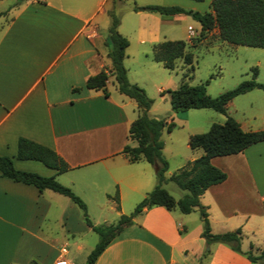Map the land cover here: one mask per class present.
I'll return each instance as SVG.
<instances>
[{
	"label": "crops",
	"instance_id": "1",
	"mask_svg": "<svg viewBox=\"0 0 264 264\" xmlns=\"http://www.w3.org/2000/svg\"><path fill=\"white\" fill-rule=\"evenodd\" d=\"M6 1L0 5V16L7 14L0 22V155L10 157L16 169L52 176L68 186L85 207L90 201L117 216L131 211L148 190L142 160L131 162L121 152L125 144L135 145L128 136V126L139 110L133 99L117 90L110 75L104 89L85 87L88 76L109 67L104 44L106 11L121 0ZM191 29L185 41L188 51L201 44L207 49L227 43L218 38L215 28L193 42L200 27ZM132 31L134 48L126 50L127 43L122 63L127 80L139 84V64L150 68L155 67L150 62L161 65L150 55L153 44L160 41L139 32L138 24ZM227 44L247 47L243 52L246 60L256 67V81L264 84V48ZM165 79L172 84L169 76ZM180 80L181 76L178 84ZM170 83L156 88L158 102L168 100L163 91L170 89ZM256 89L240 93L225 104V112L243 131L264 128V94L253 92ZM240 95H248L244 97L250 101V108L237 117L229 108L235 99H245L237 98ZM187 111L173 112L169 105L159 113V107L152 103L147 114L163 118L174 128L176 122L184 127ZM218 114L216 120L221 122L224 116ZM163 129L169 130L166 126ZM188 135L184 147L190 152L185 161L202 153L199 148L188 147ZM18 137L51 148L68 168L59 173L36 160L16 159ZM210 163L222 170L225 178L208 186L199 201L206 207L212 233L239 229V252L225 243L207 244L200 235L188 237L200 222L198 217H189V212L151 206L135 215L92 264H264V255L251 261L245 254L257 256L264 249V140L233 154L213 156ZM150 165L154 171L155 166ZM114 194L118 209L111 199ZM75 211V204L64 195L50 189L39 191L31 184L0 175V264H40L41 250L49 242L40 235L42 221L55 212L64 229L73 232ZM64 246L59 247L53 262L64 258ZM205 249L209 253L203 256Z\"/></svg>",
	"mask_w": 264,
	"mask_h": 264
},
{
	"label": "trees",
	"instance_id": "2",
	"mask_svg": "<svg viewBox=\"0 0 264 264\" xmlns=\"http://www.w3.org/2000/svg\"><path fill=\"white\" fill-rule=\"evenodd\" d=\"M113 9L111 6L106 11L108 24L104 38L109 67L107 70L103 68L88 76L85 80V87L104 89L107 77L110 75L117 90L135 101L139 114L128 126V136L135 141V145L125 144L121 152L131 162L144 160L155 166L153 187L144 194L128 214L118 215L117 219L111 223L93 224L86 216L84 202L68 186L62 185L52 176L16 169L11 158L5 155H0V175L14 181L31 184L39 191L50 189L68 197L81 209L85 223L97 234L98 238L88 253L85 264H92L109 241L125 226L131 224L135 215L151 206H162L166 209L177 208L182 213L196 209L202 224L200 235L204 241L207 244L225 243L231 249L239 252V229L212 233L206 207L200 203L199 196L208 186L219 183L225 178V173L210 163L211 157L233 154L242 151L252 143L264 140V128L243 131L238 123L225 112V104L232 97L253 88L264 92V84L255 80L256 67L250 68L251 77L249 79H243L235 86L215 96H210L205 91L208 80L195 85L188 84L189 74L186 72L181 75V80L176 88L163 91L167 94L170 110L173 112L209 108L224 116L221 123H211L206 131L189 134L187 137L188 147L190 149L199 148L202 153L196 158L187 160L185 165L178 170L166 174L168 164L161 155L162 141L159 136L164 126L170 129L172 124L166 123L163 118L148 116L146 113L152 104V99L146 95L142 87L127 80L122 60L128 41L117 31L119 18ZM136 9V7H132V10ZM143 9L165 15L190 14L200 27L193 42L199 41L206 32L215 28L218 38L231 45L264 48V0H210L208 10L202 13L176 5H146ZM150 55L154 61L161 63L168 70L174 68L177 59H181L183 65L192 68V53L186 49V43L181 39H166L153 44ZM15 158L39 161L59 173L68 168L67 164L51 148L24 137H18L16 140ZM166 181H171L186 192L175 199L161 186ZM111 199L118 209L117 195L114 194ZM262 208L264 212V199ZM208 253L209 250L205 249L203 256ZM245 254L249 260L254 261L264 255V249L257 256Z\"/></svg>",
	"mask_w": 264,
	"mask_h": 264
},
{
	"label": "rangeland",
	"instance_id": "3",
	"mask_svg": "<svg viewBox=\"0 0 264 264\" xmlns=\"http://www.w3.org/2000/svg\"><path fill=\"white\" fill-rule=\"evenodd\" d=\"M6 2V0H0V5ZM146 5H176L200 12L208 9V0H121L118 5L113 7V10L120 22L117 31L120 34L123 33L127 35H123L129 43L126 50H132L134 48L132 28L136 27L137 24L139 25V32L142 31L144 35H150L146 36L148 38L155 36L157 41L166 39H181L187 41V25H190L193 30L199 27L198 22L190 14L177 13L165 15L144 9L136 11L138 8H143ZM132 7H136L137 9L132 10ZM6 15L0 16V22L4 21ZM246 48L247 47L242 46L234 48L227 43L213 45L207 49L202 44L197 47L189 48L193 56L192 68L189 66L182 68V64L179 60L176 61L174 69L171 71L164 69L161 65H154V63L150 61H148L150 62L148 64H152L155 66L153 68L157 69L153 70V68L145 64H139V77L137 78L139 84L137 85L142 87L146 95L152 99L154 106L159 107V113H162L163 108L165 106L168 107L169 103L167 99L165 104L162 101L158 102L156 88L160 84L170 83L165 79L168 76L173 79L172 84L170 83L171 86H169L170 89L171 87L172 89L177 87L180 76L185 72L189 74L188 83L190 85L208 80L206 92L210 96H215L219 92L235 86L239 81L248 79L251 75L250 67L253 65L248 63L246 60L247 57L243 53L244 50H248ZM139 56V60L143 61V53L141 54L139 52ZM131 73L132 71L130 70L129 76ZM253 92H258L262 96L264 94L260 89H256ZM244 96L248 95H240L237 97L245 99L239 102L237 101L239 99H235L234 104L229 108L230 112L237 117H242L243 112L245 110L248 111V108H250V101ZM187 110L188 118L186 123H183L184 127L176 122V127L173 128L171 126L168 131L163 129V131L160 132L159 138L162 141L161 155L166 159L168 164L167 169H169L170 172L178 170L186 163L185 156L190 152V150L184 147V138L187 133L194 134L204 132L211 123H221L223 121L217 122L216 116L220 115L209 108H194ZM131 144H134V142ZM142 162L141 164L143 165L141 166H145L144 176L148 177L146 189L150 190L155 184L154 171L150 163L144 160H142ZM141 168L142 167L139 168L140 171ZM161 186L175 199L181 197L186 192L185 190L179 189L171 181L163 182ZM142 191L143 190H141V193ZM75 208L76 217L73 219V227L75 230L73 232H68L64 229L63 224L58 220L55 212L47 220L42 221V232L40 235L49 239V242L48 246L41 250L42 256L40 264H52L53 260L58 255L59 247L62 245H65L64 247L67 251L63 257L69 263L85 264L86 257L94 247L98 238L97 234L85 223L81 209H79L77 205H75ZM129 212L130 211L127 210L124 214H128ZM86 216L93 224L111 223L118 217L114 214L113 210H101L96 206L95 202L90 201L89 206L86 207ZM188 216L199 218L196 209L190 211ZM201 229L202 224L199 222L198 228L194 230V232L191 231L188 237H192V239L197 238V235L199 237ZM242 238L244 239V236H242ZM76 244L79 245V248H76Z\"/></svg>",
	"mask_w": 264,
	"mask_h": 264
},
{
	"label": "built area",
	"instance_id": "4",
	"mask_svg": "<svg viewBox=\"0 0 264 264\" xmlns=\"http://www.w3.org/2000/svg\"><path fill=\"white\" fill-rule=\"evenodd\" d=\"M187 30L189 31V33H191L192 29L190 26H187ZM53 264H70L66 259L64 258H59L56 259Z\"/></svg>",
	"mask_w": 264,
	"mask_h": 264
},
{
	"label": "water",
	"instance_id": "5",
	"mask_svg": "<svg viewBox=\"0 0 264 264\" xmlns=\"http://www.w3.org/2000/svg\"><path fill=\"white\" fill-rule=\"evenodd\" d=\"M139 10H142L143 8H138Z\"/></svg>",
	"mask_w": 264,
	"mask_h": 264
}]
</instances>
